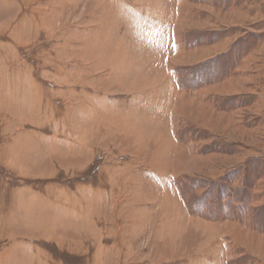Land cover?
Returning <instances> with one entry per match:
<instances>
[{
	"label": "rangeland",
	"instance_id": "374dc122",
	"mask_svg": "<svg viewBox=\"0 0 264 264\" xmlns=\"http://www.w3.org/2000/svg\"><path fill=\"white\" fill-rule=\"evenodd\" d=\"M0 264H264V0H0Z\"/></svg>",
	"mask_w": 264,
	"mask_h": 264
},
{
	"label": "crops",
	"instance_id": "0c3cea01",
	"mask_svg": "<svg viewBox=\"0 0 264 264\" xmlns=\"http://www.w3.org/2000/svg\"><path fill=\"white\" fill-rule=\"evenodd\" d=\"M29 94H30V92H29ZM35 94H36V93H34V96H35ZM30 96H31V95H30Z\"/></svg>",
	"mask_w": 264,
	"mask_h": 264
}]
</instances>
